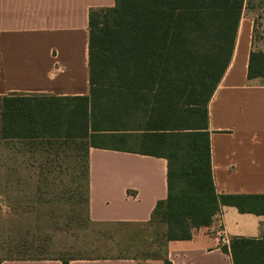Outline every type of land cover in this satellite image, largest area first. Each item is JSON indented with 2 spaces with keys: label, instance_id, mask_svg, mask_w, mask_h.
I'll return each mask as SVG.
<instances>
[{
  "label": "trees",
  "instance_id": "16d2710c",
  "mask_svg": "<svg viewBox=\"0 0 264 264\" xmlns=\"http://www.w3.org/2000/svg\"><path fill=\"white\" fill-rule=\"evenodd\" d=\"M244 3L114 0L111 8L91 10L89 95L4 97L0 139H82L93 148L165 159L167 197L145 224L164 225L165 249L191 240L224 206L264 216V195H218L211 168L207 106L230 63ZM247 78H264L263 52L251 51ZM83 178L87 206L88 164ZM221 250L232 264H264V232ZM153 260L169 264L160 255Z\"/></svg>",
  "mask_w": 264,
  "mask_h": 264
},
{
  "label": "crops",
  "instance_id": "0c3cea01",
  "mask_svg": "<svg viewBox=\"0 0 264 264\" xmlns=\"http://www.w3.org/2000/svg\"><path fill=\"white\" fill-rule=\"evenodd\" d=\"M260 2L245 0L230 63L207 106L212 178L220 196L264 195V78H247L251 51L264 53V38L256 42ZM113 6L114 0H0V98L88 96L89 12ZM88 183L91 223L146 224L167 197V162L89 147ZM263 232L264 216L224 206L191 240L168 242L165 257L169 264H232L221 250L222 236L231 242L259 239ZM0 264L63 263L53 258ZM69 264L165 263L73 259Z\"/></svg>",
  "mask_w": 264,
  "mask_h": 264
},
{
  "label": "rangeland",
  "instance_id": "374dc122",
  "mask_svg": "<svg viewBox=\"0 0 264 264\" xmlns=\"http://www.w3.org/2000/svg\"><path fill=\"white\" fill-rule=\"evenodd\" d=\"M257 12L256 42L264 38V9ZM89 147L82 139H0V262L126 256L146 263L155 255L165 259L159 243L164 225L88 220L83 177Z\"/></svg>",
  "mask_w": 264,
  "mask_h": 264
},
{
  "label": "built area",
  "instance_id": "2783aa9c",
  "mask_svg": "<svg viewBox=\"0 0 264 264\" xmlns=\"http://www.w3.org/2000/svg\"><path fill=\"white\" fill-rule=\"evenodd\" d=\"M221 242H222L223 246L229 248V246H230V241H229L228 238L222 236Z\"/></svg>",
  "mask_w": 264,
  "mask_h": 264
}]
</instances>
